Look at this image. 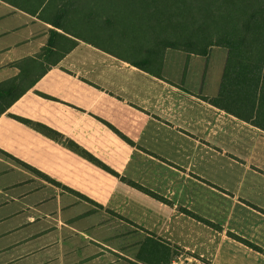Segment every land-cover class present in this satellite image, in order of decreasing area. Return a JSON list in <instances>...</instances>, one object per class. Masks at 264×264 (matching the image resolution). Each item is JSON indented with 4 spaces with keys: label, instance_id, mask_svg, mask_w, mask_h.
I'll return each instance as SVG.
<instances>
[{
    "label": "crops",
    "instance_id": "crops-1",
    "mask_svg": "<svg viewBox=\"0 0 264 264\" xmlns=\"http://www.w3.org/2000/svg\"><path fill=\"white\" fill-rule=\"evenodd\" d=\"M0 5L14 15L0 85L51 31L75 44L0 116V264H147L148 239L171 249L168 264H264V132L206 101L227 53L207 90L215 47L141 68L145 46L123 27L71 33L51 3L35 15Z\"/></svg>",
    "mask_w": 264,
    "mask_h": 264
},
{
    "label": "trees",
    "instance_id": "trees-1",
    "mask_svg": "<svg viewBox=\"0 0 264 264\" xmlns=\"http://www.w3.org/2000/svg\"><path fill=\"white\" fill-rule=\"evenodd\" d=\"M3 1L32 15L51 3L53 26L66 32L89 31V27L98 31L106 26L123 27L124 34L139 39L145 46L147 60L136 64L141 68L152 61L159 63L167 50L205 57L214 47L225 49L227 56L218 94L206 101L264 132V0ZM59 37L56 31H51L41 54L21 64L20 74L0 85V116L75 46L67 39L59 41ZM61 47L64 53L57 52ZM34 126L46 135H56L45 127ZM80 153L95 161L85 151ZM187 214L213 226L192 213ZM171 252L164 244L148 239L138 259L147 264H168Z\"/></svg>",
    "mask_w": 264,
    "mask_h": 264
},
{
    "label": "rangeland",
    "instance_id": "rangeland-1",
    "mask_svg": "<svg viewBox=\"0 0 264 264\" xmlns=\"http://www.w3.org/2000/svg\"><path fill=\"white\" fill-rule=\"evenodd\" d=\"M14 1V0H13ZM18 2H21L19 0H17ZM13 11H9L7 10L6 8L2 7V5H0V39L2 37H5L6 35L4 34L3 35V28H5L11 18L13 17ZM213 49V48H212ZM221 54H226V50L223 49V48H217L215 47L214 51L212 52L210 58L208 59V63H209V70H208V77H207V81H206V85H205V88L207 90L210 89V86L213 84V82L216 80L217 78V75H218V69L220 66L223 65V60H222V56ZM200 70L199 66L196 65L194 66L191 71H194L195 74L198 73ZM181 71L180 68L177 69V72L179 73ZM188 86H190V84H188ZM82 198H77V203L76 205L77 206H80L82 205ZM66 201H67V198H66ZM237 254H241L240 251H235ZM224 253V252H223ZM231 253V252H229ZM229 253H226L229 254ZM225 255V253H224ZM223 255V256H224ZM226 264H249V261L248 260H245V261H241V259H237L236 262L233 261V259H230L227 261H225Z\"/></svg>",
    "mask_w": 264,
    "mask_h": 264
}]
</instances>
